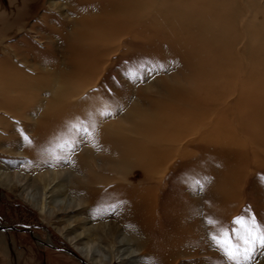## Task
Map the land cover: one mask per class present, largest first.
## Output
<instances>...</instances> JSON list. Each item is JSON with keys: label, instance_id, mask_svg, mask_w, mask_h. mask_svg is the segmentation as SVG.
I'll return each instance as SVG.
<instances>
[{"label": "rangeland", "instance_id": "1", "mask_svg": "<svg viewBox=\"0 0 264 264\" xmlns=\"http://www.w3.org/2000/svg\"><path fill=\"white\" fill-rule=\"evenodd\" d=\"M245 209L264 226V0H0V222L33 233L0 264H233L211 234Z\"/></svg>", "mask_w": 264, "mask_h": 264}, {"label": "snow or ice", "instance_id": "2", "mask_svg": "<svg viewBox=\"0 0 264 264\" xmlns=\"http://www.w3.org/2000/svg\"><path fill=\"white\" fill-rule=\"evenodd\" d=\"M128 78L133 81L135 79L131 74ZM98 114L102 117H108L112 115V112L105 107L99 110ZM88 116L91 123H89V120L77 118L75 121L69 122L68 129L89 139H94L93 130L96 128L94 114L90 112ZM25 139L28 138L25 137ZM74 145L75 141L73 139H64L57 147L60 150L71 152ZM196 183L198 189L202 191L203 183L200 181ZM206 222L213 227L216 225V222L211 219ZM232 224L234 227L231 230L221 227L215 234H211V239L230 262H233V264H246L257 250V247L264 249V226L257 222L250 209H245V215L233 217ZM232 234L235 235V240L232 239Z\"/></svg>", "mask_w": 264, "mask_h": 264}, {"label": "water", "instance_id": "3", "mask_svg": "<svg viewBox=\"0 0 264 264\" xmlns=\"http://www.w3.org/2000/svg\"><path fill=\"white\" fill-rule=\"evenodd\" d=\"M0 231L6 233V234H9L10 232H27V233H30L31 235L33 234L32 233V230H30L29 228H25L24 230H20L19 227H11V226H6L4 224H2L0 222ZM37 243L43 247H48L50 249H54L58 252H64V253H67L69 255H71L72 257L76 258L78 261H80L82 264H87L86 261L84 259H82L77 253H75L74 251H71V250H68V249H64V248H58L50 243H44L42 241H37ZM10 248L11 245H10Z\"/></svg>", "mask_w": 264, "mask_h": 264}, {"label": "bare ground", "instance_id": "4", "mask_svg": "<svg viewBox=\"0 0 264 264\" xmlns=\"http://www.w3.org/2000/svg\"><path fill=\"white\" fill-rule=\"evenodd\" d=\"M56 7V8H59L58 6H56V4H54V5H52L51 7ZM85 33V31H83V30H80V31H78V32H76V33H74L76 36H78V37H83V34ZM37 37H39V36H37ZM107 43V42H106ZM24 60V59H23ZM50 74L52 75V76H54V78H56V76H57V74H58V72H57V70H52L51 72H50ZM14 80V79H13ZM19 82H21V81H19ZM35 86V85H34ZM35 88V87H34ZM154 165H155V162H153L152 164H150V163H146L145 165H143V170L145 171V172H150V171H152L153 170V167H154ZM129 166H130V164H129ZM140 166V165H139ZM59 175V174H58ZM57 175V176H58ZM45 177V176H44ZM56 178V177H55ZM44 179V178H43Z\"/></svg>", "mask_w": 264, "mask_h": 264}]
</instances>
